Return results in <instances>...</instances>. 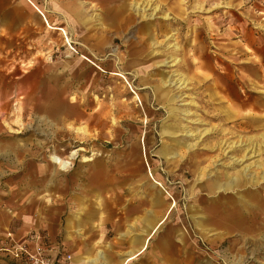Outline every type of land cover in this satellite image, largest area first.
Returning a JSON list of instances; mask_svg holds the SVG:
<instances>
[{
	"label": "rangeland",
	"instance_id": "obj_1",
	"mask_svg": "<svg viewBox=\"0 0 264 264\" xmlns=\"http://www.w3.org/2000/svg\"><path fill=\"white\" fill-rule=\"evenodd\" d=\"M62 1L65 35L0 0V264L29 232L70 256L45 220L111 175L165 193L184 264H264V0Z\"/></svg>",
	"mask_w": 264,
	"mask_h": 264
},
{
	"label": "crops",
	"instance_id": "obj_2",
	"mask_svg": "<svg viewBox=\"0 0 264 264\" xmlns=\"http://www.w3.org/2000/svg\"><path fill=\"white\" fill-rule=\"evenodd\" d=\"M26 2L34 9L39 23L44 22L48 29L65 35L64 27L56 25L61 21L60 16L68 14V6L62 0ZM119 2L124 5L116 7H126L123 3L126 0ZM71 6L76 10V3H71ZM95 175L91 174V180L95 179ZM88 177L87 184L90 185H86L87 190H84L85 187L77 190L75 201L70 202L73 207L64 218L60 233H57L60 221L57 223L56 217L45 220L50 241L54 244L57 240L61 241L64 250L71 256L70 264L186 262L189 257L188 238L184 231L165 222L173 209L170 210L165 193L158 186L144 176L153 198L149 204L146 198L126 196L125 192L117 190L116 183L125 181L119 180V176H106V181L100 187L97 186L99 182H95L98 180L89 181ZM146 210L150 216L144 218L148 214ZM130 253L134 257L124 261Z\"/></svg>",
	"mask_w": 264,
	"mask_h": 264
},
{
	"label": "built area",
	"instance_id": "obj_3",
	"mask_svg": "<svg viewBox=\"0 0 264 264\" xmlns=\"http://www.w3.org/2000/svg\"><path fill=\"white\" fill-rule=\"evenodd\" d=\"M7 251L23 264H69L70 256L63 255L58 259V253L46 242V237L39 232H29L24 240L14 244Z\"/></svg>",
	"mask_w": 264,
	"mask_h": 264
},
{
	"label": "bare ground",
	"instance_id": "obj_4",
	"mask_svg": "<svg viewBox=\"0 0 264 264\" xmlns=\"http://www.w3.org/2000/svg\"><path fill=\"white\" fill-rule=\"evenodd\" d=\"M67 42H68V40H66ZM55 162L56 163H58V164H60V165H62L63 163H61V161L59 160V159H57V158H55ZM172 205V204H171ZM134 256H133V253H130V254H128L127 255V257L124 259V261H129V260H131L132 258H133ZM123 263V262H122ZM121 263V264H122Z\"/></svg>",
	"mask_w": 264,
	"mask_h": 264
}]
</instances>
